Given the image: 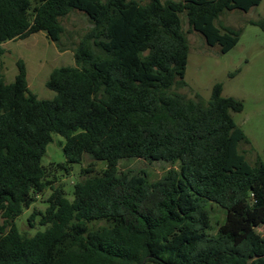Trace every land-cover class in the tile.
<instances>
[{
    "label": "trees",
    "instance_id": "obj_1",
    "mask_svg": "<svg viewBox=\"0 0 264 264\" xmlns=\"http://www.w3.org/2000/svg\"><path fill=\"white\" fill-rule=\"evenodd\" d=\"M260 1L0 0V56L2 43L39 31L58 43L72 10L91 23L74 64L50 71L51 98L30 91L22 60L11 82L0 74V264H264V163L240 150L249 141L231 114L242 102L219 82L206 102L177 91L188 56L181 15L225 53L239 33L216 25L219 14ZM249 23L264 31V17ZM54 134L65 172L85 155L105 163L70 197L43 165ZM128 158L169 167L151 180L119 171ZM47 189L44 210L28 217L42 229L26 236L15 220Z\"/></svg>",
    "mask_w": 264,
    "mask_h": 264
},
{
    "label": "rangeland",
    "instance_id": "obj_2",
    "mask_svg": "<svg viewBox=\"0 0 264 264\" xmlns=\"http://www.w3.org/2000/svg\"><path fill=\"white\" fill-rule=\"evenodd\" d=\"M145 3L148 0H138ZM264 17V0L248 11L231 9L222 11L216 25L219 23L236 29L239 33L238 42L223 53L218 44L208 45L203 35L193 30L185 15H181L182 29L188 42V56L184 75L186 86L177 89L187 98L195 94L203 101L209 99L214 83L222 84V94L240 100L243 109L232 112V118L240 127L249 143H241L240 150L246 159L252 163L258 157L264 163V31L257 25L249 23ZM63 32L58 43L50 41L44 32L39 31L24 39L8 40L2 43L3 52L0 56V74L6 83L11 82L17 73V60H22L26 69L27 85L38 98L49 99L53 92L45 82L50 71L58 66L74 64L73 52L83 34L90 28L87 16L72 10L59 18ZM63 139L53 135L52 141L45 148L43 165L47 172L55 176L51 185H63L64 191L70 197L72 184L78 179L91 176L102 171L103 161H94L84 156L81 163L72 164L67 172L57 163L64 161L62 156ZM169 167L158 162H149L141 158L122 159L117 169L147 171L151 180L158 179ZM81 168H90V172H80ZM50 190L47 189L36 197L35 202L16 218L19 231L31 236L42 229L38 224L39 216L28 221L30 214L43 211ZM216 216L222 218L220 209L215 210ZM32 223V224H30ZM264 236V226L257 228Z\"/></svg>",
    "mask_w": 264,
    "mask_h": 264
}]
</instances>
